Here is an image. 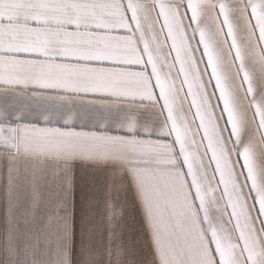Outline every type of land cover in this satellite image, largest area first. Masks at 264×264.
Returning a JSON list of instances; mask_svg holds the SVG:
<instances>
[{
    "label": "snow or ice",
    "instance_id": "obj_1",
    "mask_svg": "<svg viewBox=\"0 0 264 264\" xmlns=\"http://www.w3.org/2000/svg\"><path fill=\"white\" fill-rule=\"evenodd\" d=\"M0 264H264V0H0Z\"/></svg>",
    "mask_w": 264,
    "mask_h": 264
}]
</instances>
